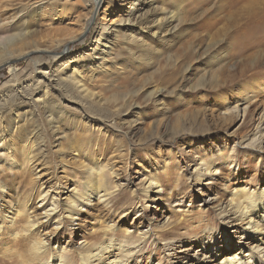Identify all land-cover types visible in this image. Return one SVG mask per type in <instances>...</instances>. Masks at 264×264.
<instances>
[{"label": "rangeland", "instance_id": "374dc122", "mask_svg": "<svg viewBox=\"0 0 264 264\" xmlns=\"http://www.w3.org/2000/svg\"><path fill=\"white\" fill-rule=\"evenodd\" d=\"M259 2L101 0L95 9L89 0H0V27L12 28L0 61L10 50L35 52L0 64V264L28 262L27 210H37L40 191L61 203L75 186L81 192L83 165L113 171L108 180L121 203L107 208L92 197L76 220L47 234L50 260L65 248L76 264L80 243L110 236L136 242L138 264H187L189 255L208 254L200 240L209 228L218 237L212 243L230 253L247 241L218 211L228 209L233 190L264 188V26L245 13ZM173 7L175 33L165 25L152 38ZM77 75L93 97L72 83ZM46 90L60 122L43 115ZM156 90L163 95L153 99ZM40 139L42 151L27 165L23 157ZM200 161L215 162L217 173L188 181ZM151 178L162 184L160 196L131 203V191ZM167 221L175 240L164 252L157 230ZM142 232L152 236L137 243ZM223 235L230 238L222 246Z\"/></svg>", "mask_w": 264, "mask_h": 264}, {"label": "bare ground", "instance_id": "6f19581e", "mask_svg": "<svg viewBox=\"0 0 264 264\" xmlns=\"http://www.w3.org/2000/svg\"><path fill=\"white\" fill-rule=\"evenodd\" d=\"M89 1L92 5V8L95 7V9L99 7L101 2V0H89ZM176 9L177 7H173L172 11L169 12V14H166V16H164L163 19H166L164 23L162 22L160 24L157 23L158 24L156 25L157 30L151 33L152 38L165 25H166L165 32L167 33V35L169 34L173 35L175 33V27L172 26L169 28V25L172 24L176 19L175 18ZM245 10H246L245 12L246 15L250 19L254 15L261 16L258 22L262 23V28H263L264 0H261V2L257 3L256 5L253 3L250 4L249 6H246ZM127 20L130 19L127 18L120 21H127ZM11 31L12 28L10 27H0V41L6 39V35H8L9 37L10 36L9 33ZM121 34L122 37L129 43L133 44L134 42H136V40H138L135 37H131L132 35L128 36L126 32H122ZM118 35H120L119 32L115 31L114 38H116ZM143 45L146 44L144 43ZM34 47L36 48V46ZM144 50L145 49H143V51ZM6 56L7 57H5L0 61V64L5 63L7 60H10L11 58L18 56H23L25 60L31 59L33 56H35V52L33 50L24 51L23 49L20 50L16 49L14 51L10 50V52ZM32 63L33 65H36L37 61L34 60ZM72 75H74V72ZM70 79L74 85L80 86L81 89L85 92V94H87L89 97H93L95 95L94 92L89 91L87 87L84 86V83L81 82V77L79 75L75 77L72 76V78ZM47 80L49 83L51 82L49 78H47ZM48 82L46 83L47 85L49 84ZM47 92H48L47 90L43 92L41 97L42 100L40 101L43 106V115H46L45 118L47 119L48 123H52V121L57 119H59L60 122L63 119L62 117L63 112L58 114L57 112L53 111L55 106L53 105V103H50V100L47 97L48 96ZM160 95H163V92L156 90L151 94L150 97L154 99ZM248 97L249 95L247 96V98ZM48 105H49V109L48 108L46 109V107L44 106H48ZM38 129L39 128L32 129V131H34V134H36ZM57 130L55 129L54 131ZM58 138H60V136H56V139ZM261 138L264 139V130L262 132ZM33 140L35 141V139ZM33 142L32 143L30 142V146L28 144L30 150L34 146ZM35 145H38L36 147L35 153L34 152L30 153L33 150L32 149L31 151H29V153H25V156L23 157V159L25 158V161L23 162H26L27 165L31 164L30 162L35 154H39L42 151L41 148V146L43 145L42 139L37 141ZM229 156H231V153L229 154ZM9 163L11 165L17 164L16 160H12V162L9 161ZM232 163H234V160L230 159L229 164ZM15 167L21 168V166H15ZM83 167H85V170L83 172L84 185L81 192H79L78 188L75 186L71 191V195L68 196V197L71 196L69 200L61 203L60 201H55L56 199H54V196L51 197V201H48V198L50 197L48 196L47 192L43 193L42 191H40L38 193L39 204L36 205L35 207V209L37 210L31 212L27 210L26 218L29 228L27 229L26 232L27 235H23L26 237V240H28L26 243H28L27 256H29L28 257L29 260L26 264H30V261L33 260L35 261L39 260L40 264H74L73 260L68 259V257L66 256L65 248L61 250V253H57L55 257L53 254L51 260L47 258V256L50 255L49 253L50 251L49 252L47 251L48 250L47 247L48 242L46 240L47 234L54 235L59 231V229L62 226L66 225V223L76 220L78 218L81 209L92 202V197L96 196L97 202L103 203L104 206L107 208L117 206L121 203L120 201L121 197L119 196V193L118 194L115 193V191L118 189L114 185L110 186V181L108 180L114 175L113 171H111L110 169L104 170L103 167L98 165L96 167H94V165H90V166L83 165ZM217 170L218 167L216 166L215 162L200 161L198 165L195 166L192 173L193 176L195 177L188 178L187 180L191 181L195 179L197 181H201V179L205 176L216 174ZM0 187L2 189L3 185L0 184ZM162 191H163L162 184H160L157 180L151 178V179H147L143 183H139L136 186V189H133L131 191L132 195H131V199L130 198L129 199L131 200V203L142 206L143 204H145V202L151 200L153 196L159 197ZM232 195L233 197L229 200L227 204L228 209L225 211V208L223 209L220 208L218 212L219 215L227 216L226 222L231 221L232 224L234 223L233 224L234 226L236 225L235 229L232 230V233L234 234L235 232L241 233L240 235L237 236H240V239H247V241L246 242L239 241L240 245L237 248V251H235L234 253H230L224 247L219 249V246L216 247V245L212 243L213 241L218 240V237L214 235L213 229L209 228L208 231L201 232L202 239L200 240L201 248L205 251L208 250L207 251L208 254L203 253L202 256H197L195 254L189 255L186 257L187 264H264V188L255 191V193L254 191H249L244 187L238 188L233 190ZM62 210L63 212H61ZM37 211L38 213H36ZM47 224H52L51 230L38 235L39 232L36 229H38L39 227L46 226ZM178 224H181V222L179 221ZM112 227L113 225H108L107 228L109 230H112L113 229ZM173 228L174 227H172L169 224V221H167V223L163 225L162 229H160L161 231L157 230L158 232H161L159 235L161 236V240H163V241L159 240L160 242L158 244L163 245V248H165L164 252L166 251V249H168L167 247L169 246L171 247V245L175 240L173 239L174 237L173 238L167 237L168 235H170L171 232H173ZM143 234L144 235L139 237L137 243L142 238L149 239L152 236V233H143ZM41 235H45V236L42 237ZM225 235H223L221 237V240H219L220 245L222 246L228 243V240L230 238L229 236L227 238H224ZM113 240H115V238L113 236H110V239H108L106 242L100 241L95 243H88V242L85 244L80 243L78 247V251L76 253L77 256L76 264H138L139 260L132 262L134 261L133 255H135L137 252L140 251L139 249L140 247L137 248L138 244H136V242L134 241L120 242ZM131 244H135V246L133 245L131 246ZM105 249L107 250L105 251ZM110 250H112V252H110ZM176 258H180V256L177 255Z\"/></svg>", "mask_w": 264, "mask_h": 264}]
</instances>
